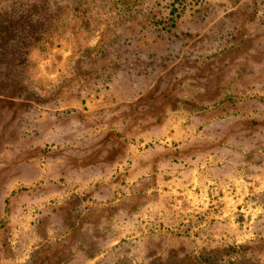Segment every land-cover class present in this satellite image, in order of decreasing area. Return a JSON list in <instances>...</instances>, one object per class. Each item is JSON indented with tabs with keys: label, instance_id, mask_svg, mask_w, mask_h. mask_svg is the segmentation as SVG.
Here are the masks:
<instances>
[{
	"label": "rangeland",
	"instance_id": "rangeland-1",
	"mask_svg": "<svg viewBox=\"0 0 264 264\" xmlns=\"http://www.w3.org/2000/svg\"><path fill=\"white\" fill-rule=\"evenodd\" d=\"M0 264H264V0H0Z\"/></svg>",
	"mask_w": 264,
	"mask_h": 264
}]
</instances>
